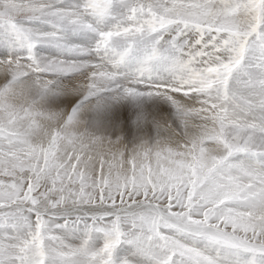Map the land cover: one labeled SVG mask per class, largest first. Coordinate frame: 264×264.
Listing matches in <instances>:
<instances>
[{
    "label": "snow or ice",
    "instance_id": "1",
    "mask_svg": "<svg viewBox=\"0 0 264 264\" xmlns=\"http://www.w3.org/2000/svg\"><path fill=\"white\" fill-rule=\"evenodd\" d=\"M0 264H264V0H0Z\"/></svg>",
    "mask_w": 264,
    "mask_h": 264
}]
</instances>
